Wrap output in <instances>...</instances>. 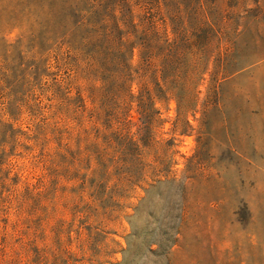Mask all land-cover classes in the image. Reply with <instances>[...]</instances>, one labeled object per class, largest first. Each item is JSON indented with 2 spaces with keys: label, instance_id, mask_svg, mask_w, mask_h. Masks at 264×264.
<instances>
[{
  "label": "rangeland",
  "instance_id": "rangeland-1",
  "mask_svg": "<svg viewBox=\"0 0 264 264\" xmlns=\"http://www.w3.org/2000/svg\"><path fill=\"white\" fill-rule=\"evenodd\" d=\"M0 264H264V0H0Z\"/></svg>",
  "mask_w": 264,
  "mask_h": 264
},
{
  "label": "trees",
  "instance_id": "trees-1",
  "mask_svg": "<svg viewBox=\"0 0 264 264\" xmlns=\"http://www.w3.org/2000/svg\"><path fill=\"white\" fill-rule=\"evenodd\" d=\"M196 28L198 30H203L201 26H197ZM117 30H119V27L114 25L111 31L113 32ZM125 35L126 34H122L119 37L116 36L110 38L107 51L108 55L112 56L111 63L114 65V70L119 73L118 80H133V68L130 64L124 63V58H127V56L132 53L134 42H128L129 39H124ZM108 36H113V34H108ZM179 39V37H176L173 41H168V46L172 51L182 43V40ZM116 42L119 43L116 44ZM109 71H112V68H109ZM165 73H167V70H165Z\"/></svg>",
  "mask_w": 264,
  "mask_h": 264
}]
</instances>
